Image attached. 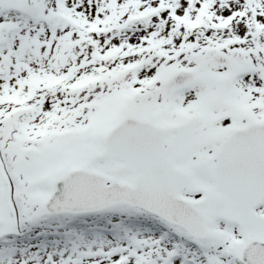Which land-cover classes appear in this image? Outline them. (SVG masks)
<instances>
[{"label":"snow or ice","instance_id":"obj_1","mask_svg":"<svg viewBox=\"0 0 264 264\" xmlns=\"http://www.w3.org/2000/svg\"><path fill=\"white\" fill-rule=\"evenodd\" d=\"M0 264H264V0H0Z\"/></svg>","mask_w":264,"mask_h":264}]
</instances>
